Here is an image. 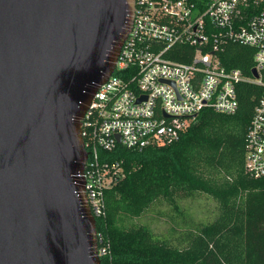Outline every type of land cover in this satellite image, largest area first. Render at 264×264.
Returning <instances> with one entry per match:
<instances>
[{
  "label": "water",
  "instance_id": "95a60500",
  "mask_svg": "<svg viewBox=\"0 0 264 264\" xmlns=\"http://www.w3.org/2000/svg\"><path fill=\"white\" fill-rule=\"evenodd\" d=\"M135 2L0 0V264H101L82 120Z\"/></svg>",
  "mask_w": 264,
  "mask_h": 264
},
{
  "label": "built area",
  "instance_id": "2783aa9c",
  "mask_svg": "<svg viewBox=\"0 0 264 264\" xmlns=\"http://www.w3.org/2000/svg\"><path fill=\"white\" fill-rule=\"evenodd\" d=\"M135 6L115 70L82 120L85 193L96 219L106 215V190L126 175L122 162L103 158L102 151L168 145L205 108L232 114L243 82L262 87L244 168L264 176V0H136ZM228 42L254 49L257 76L222 61ZM97 240L101 264H111L109 240L98 230Z\"/></svg>",
  "mask_w": 264,
  "mask_h": 264
},
{
  "label": "trees",
  "instance_id": "16d2710c",
  "mask_svg": "<svg viewBox=\"0 0 264 264\" xmlns=\"http://www.w3.org/2000/svg\"><path fill=\"white\" fill-rule=\"evenodd\" d=\"M225 47L222 61L250 76L254 49ZM260 91L243 82L234 113L205 108L168 145L102 151L126 171L106 190V215L96 219L111 264H264V176L244 168ZM161 220L166 227L155 225Z\"/></svg>",
  "mask_w": 264,
  "mask_h": 264
},
{
  "label": "rangeland",
  "instance_id": "374dc122",
  "mask_svg": "<svg viewBox=\"0 0 264 264\" xmlns=\"http://www.w3.org/2000/svg\"><path fill=\"white\" fill-rule=\"evenodd\" d=\"M208 199H207V203H208ZM143 220L147 221V222H151V224H153V220H151L148 216V214L146 216H144ZM154 225V224H153ZM155 225H157L158 227H161V228H164L166 227L165 223L163 222V220H161L160 222L156 223L155 222Z\"/></svg>",
  "mask_w": 264,
  "mask_h": 264
}]
</instances>
